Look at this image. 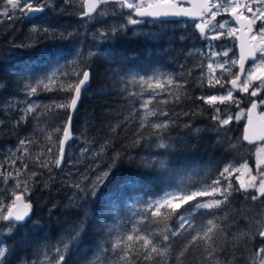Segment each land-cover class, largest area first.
I'll list each match as a JSON object with an SVG mask.
<instances>
[{
	"label": "trees",
	"instance_id": "trees-1",
	"mask_svg": "<svg viewBox=\"0 0 264 264\" xmlns=\"http://www.w3.org/2000/svg\"><path fill=\"white\" fill-rule=\"evenodd\" d=\"M42 14L39 15L40 22L32 24L34 28H46ZM50 14H54L53 11ZM60 18L63 24L67 20L63 16ZM72 19L77 20L74 17ZM162 25L166 28L153 36H143L129 28L118 31L109 37L108 46L104 47L106 55L90 61H86L85 52L77 56L70 50L61 58L58 50L52 53L53 56L44 53L61 44V29L58 27L50 28L47 32H34L36 39L32 43L28 42L31 46L16 49L21 52L11 59L7 57L1 60V56L10 51L11 40L19 30L10 25L5 33L7 35L0 37L1 162L13 152L21 156L16 149L21 147L19 141L26 137L36 141L29 148L32 157L45 151V146H50L44 139L45 133L53 127H61L67 115L65 109L53 107L38 117L39 129L35 126L32 131L25 121L17 123L21 115L14 105L24 98L26 85L62 62L64 72L69 74L74 68L84 65L92 73L91 85L84 92L73 115V139L67 147L62 165L49 166V171V168L39 167L29 156L18 162L20 168L22 162L28 164L27 173H38L33 181L34 192L27 198L33 213L25 224L16 223L12 233L4 236V244L8 249L4 264H40L46 256L52 257L54 261L58 255L56 249H62L65 243H69V247L64 264H97L96 259L101 253L106 258L117 260L119 250L114 252L111 249L118 236L131 232L134 226L145 233L164 227L163 224H152L144 210L166 192L202 188L217 179L219 172L228 164L239 167L246 161L249 166L255 167V146L242 139L244 121L232 122L217 131V122L212 119V106L199 99L213 94L215 90L207 87L206 82L201 84L205 67H200L203 60L195 53L196 40L188 36L189 31L172 29L174 24ZM133 71L171 75L183 85L178 93L179 99L174 95L162 104L157 103L159 109L169 114L164 120L173 121L162 134L150 127L152 123H143L140 114L135 113L132 101L128 99L124 82L117 81L118 76L122 80V76ZM70 80L74 81L75 77L62 75L59 82L67 84ZM59 82L40 96L43 106L63 102L71 95L60 90ZM236 97H240V94L236 93ZM243 98L245 103L242 106L245 109L249 98ZM186 124L189 126L185 127ZM56 138L53 136V141ZM161 140L169 147H159ZM72 147H77L83 156L82 160L90 163L87 168L80 169L82 177L86 174L94 178L110 169L108 179L99 185L95 195L87 194L90 189L81 183L85 192H80L73 186L72 179L75 176H65L61 172ZM84 148H88V152H84ZM236 176L237 173H234L229 179L238 186ZM48 178L52 180L51 191L42 188ZM225 183L221 179V184ZM250 195L251 191L233 190L229 202L214 210L215 215L221 217L219 222L222 225L231 221L227 231L233 235L248 232L254 220L264 219V197L252 201ZM216 198L221 199L219 195ZM199 199L210 200L212 197ZM183 210L180 209L181 212ZM225 214L228 220L223 219ZM194 217V223L199 224L202 220L206 222L211 219L212 213L201 209L194 213ZM168 224L175 229V217ZM80 226L83 230L79 235L66 241L67 236L70 234L72 237L74 229ZM188 238V234H181L164 242L170 243L173 250L168 264H175V256ZM259 247H264L259 237L249 243L247 236L242 240H233L229 236L227 243L217 253V259L221 264L227 261L232 264H251L248 260L250 250ZM205 257L202 248L193 246L181 260L183 264H215ZM138 264L146 262L140 261Z\"/></svg>",
	"mask_w": 264,
	"mask_h": 264
},
{
	"label": "snow or ice",
	"instance_id": "snow-or-ice-1",
	"mask_svg": "<svg viewBox=\"0 0 264 264\" xmlns=\"http://www.w3.org/2000/svg\"><path fill=\"white\" fill-rule=\"evenodd\" d=\"M66 2L71 3V0H66ZM79 3L82 9L79 15L82 18L87 17L90 20L96 16L107 15L105 6L108 5L118 6L121 10L127 9L128 13L124 23L118 27L111 28L110 31L113 35L118 31L127 30L129 25L145 23L146 18L163 21L165 18L170 17H189L195 21H199L195 23L194 27L206 39L219 40L221 38H230L238 41L239 53L233 52L231 46L223 52H217L211 45L208 46V52L205 53L208 56L206 64L208 70L207 86L215 87L216 85H220L221 88H225V84H230L231 87L226 88V95L201 96L199 99L212 106L214 113L212 119L217 122V131L231 124L234 119L239 121L242 115H244L247 126L245 127L242 139L249 143H253L254 139L264 141V135L252 136L248 130V126H251L253 123V113L258 109L264 108V95H260L264 92V0H79ZM0 5H4V11L0 15L8 19L14 18L17 10L22 14L30 15L42 13L47 8L53 7L50 0H0ZM9 5L11 6L10 8L8 7ZM10 11L13 13L12 16L9 15ZM113 11H115V7ZM221 13L228 14L230 19L217 21L216 17ZM32 31L36 33L40 31L47 32L48 29L33 28ZM68 35L71 36L72 34L69 33ZM100 35L107 37L109 33L101 32ZM245 35L247 37L246 40L244 38ZM22 46L27 47L28 45ZM229 52H233L231 57H229ZM89 55L91 56L93 53H89ZM215 57H228V59L221 63L214 61ZM248 61H251V63H248ZM200 67H205L204 62H201ZM234 68L237 69L235 72L233 71ZM217 69L222 70L219 77L215 74ZM225 73L228 77L227 80L224 78ZM62 75L65 77L69 75L75 77L74 81L70 80L67 84L64 81L59 82L60 90L67 91L71 95L63 102L55 103L54 105L42 106L29 103L21 110L22 115L20 120L17 121V123H20L27 120L29 115L36 112L38 108H42L43 110L37 113V117L43 116L45 111H49L55 107L65 109L67 112L62 126L53 127L50 132L45 133L44 139L49 142L50 146H45L46 150L37 153L34 157H32L28 145L35 144L36 141L32 139L20 140L19 144L21 147L16 149V151L20 152L21 156L13 154L10 157V162L13 166H15L16 160H22L25 156L32 157L41 168H49L50 163L60 166L64 160L65 145L71 139L72 113L76 109L82 89L90 83L92 73L90 68L84 65L74 68L71 74L65 72ZM57 79L56 73H53L52 76L47 77V82L41 80L35 86L29 84L26 87L29 94L35 95L38 89L50 90L49 85L57 83ZM204 83L205 81L201 80V84L203 85ZM128 84L139 85L141 88L140 92L128 93L133 97L143 95L145 88L150 93H155L157 90L166 91L170 86H175L179 92L183 87L171 75L166 80H163L157 77L146 78L134 74L127 82H124L125 89ZM236 90L248 95L249 100L246 109L240 108L242 101L234 97L233 93ZM256 97L259 98L253 99ZM155 99V95H149L148 99L140 103V107L145 109V120L158 114L165 117L169 115L161 109L149 107ZM177 99H179V95H177ZM217 102L220 104L231 102L239 111L235 116L227 113L222 114L221 109L216 106ZM185 115H188V113H185ZM260 116L264 119V112H261ZM171 123H173L171 120L161 121L159 123H152L150 127L162 134V131L166 130ZM141 126L143 127V124ZM188 126L187 124L185 125V127ZM53 136L57 137L55 141H53ZM158 146L161 148L169 147L162 140ZM231 147L235 148L236 145H231ZM83 151L88 152V148H84ZM101 152H103V146H101ZM260 153H264V146H261L257 152L255 159L256 174H252V168L249 167L246 161L240 164L239 167L228 164L219 172L217 179L212 180L210 184L202 188H198L195 191L180 189L174 192H166L162 197L153 201L144 211L147 213L152 224H163L164 227L145 233L140 228L134 226L131 232L118 236L111 249L114 252L119 250L117 252L118 259L114 264H120L121 261L123 264H138L140 261L146 262V264H168L172 258L173 250L170 243L165 244L164 242H168L171 237H177L181 234H188L189 238L182 246L178 255L175 256V264H183L181 257L193 246L203 249L206 254V260L214 261L215 264H221L217 259V253L227 243V237L229 236H232L233 240H242L243 237L247 236L249 243L259 237L264 242V219L254 220L249 225L248 232H238L237 235H233L227 231L231 221L228 224L222 225L219 222L221 217L216 216L214 211L229 202V197L233 190L237 192L241 190L245 192L251 191L249 198L252 201H257L264 197V159L260 158ZM48 154H52L51 160L47 158L41 160L42 156L47 157ZM95 155H100V153H95ZM3 168L4 166L0 165V169ZM27 170L28 164L22 162L21 168H15V176H13V172L11 171H0V176L4 177L5 183L9 178H13L15 179V189L20 190L19 192L15 190L11 192L14 199L9 204L4 205L0 201V222L4 223V229H0V231L6 229L11 234L15 226L14 222L24 221L31 213L32 205L30 202L25 201L23 197L24 194L28 193L29 184L35 180L38 173L31 171L28 173L27 178L21 181L19 177ZM245 171L250 177L249 180L245 182L240 176H236L239 185L235 186L229 177L237 172L243 174ZM109 175L110 169L98 174L87 194L95 195L99 185L107 180ZM221 179L226 183L221 184ZM73 186L80 192H85V189L79 183ZM217 195L221 199H217ZM209 196L212 199H199ZM185 205H188V207H184ZM181 208H184L183 212L180 211ZM201 209L211 212L212 218L207 219L206 222L202 220L199 224H196L194 223V213ZM173 217H175L176 221L175 229L170 228L168 224ZM223 219L228 220L227 214L224 215ZM82 230V226L74 229L71 239H75ZM157 236L159 239H157ZM68 247L69 243H65L62 249H56L58 255L54 260V264H64L65 253ZM7 251L6 247H0V264H4ZM105 251H109V249H105ZM248 260L251 261V264H264V247L250 250ZM225 264H232V262L227 261Z\"/></svg>",
	"mask_w": 264,
	"mask_h": 264
},
{
	"label": "rangeland",
	"instance_id": "rangeland-1",
	"mask_svg": "<svg viewBox=\"0 0 264 264\" xmlns=\"http://www.w3.org/2000/svg\"><path fill=\"white\" fill-rule=\"evenodd\" d=\"M76 4H75V3ZM50 3L53 5V7L48 8L49 10L47 11L46 14H42V19L46 20L45 25L46 28L50 30V28L58 27L61 29V34L59 35L60 42L59 47L57 48H52L51 50H48L44 52L47 56H53V54L56 53L58 50L59 53V58L61 56L65 55L67 51H72L75 53L77 56L83 54L85 52V57L86 61H90L96 57H104L106 55V51L104 50V47L108 46V40L110 39L109 37L113 36L111 34V28L113 27H118L119 25L124 23V20L126 18V15L128 13L127 9H119L118 6L114 5H108L105 6L107 10V15L105 16H96L94 19H89L87 17H81L79 13L82 11L80 3L78 0H71V3L66 2V0H50ZM9 8L11 7L10 5L8 6ZM115 7V11H113V8ZM215 10V9H214ZM4 11V5H0V13H3ZM53 11L54 14H50V12ZM9 15L12 16L13 13L10 11ZM59 16V17H56ZM66 17L67 20H65L63 24V19L60 17ZM38 17V18H37ZM77 18V20L72 19V18ZM32 18V19H31ZM28 17V14H22L18 10L15 13L14 18L8 19L4 17L3 15H0V37L2 38L3 36L7 35L5 34L7 30L10 28L8 26L12 25L13 28L19 30L17 35L13 37L12 45L10 48V51L7 53H4V55L1 56L2 59H7L9 57L10 59L12 56L18 55L21 51L19 52L16 49H23V48H29L31 46V43L36 39L34 32L32 29L34 28L32 24L36 22H40L41 18H39V15H36L34 17ZM225 19H230L228 14L226 13H221L216 17L217 21H223ZM62 21V22H61ZM152 21H147L145 23L139 24V25H129V29H133L134 32L141 34L143 36L148 35V36H153L156 32H161V30L165 29L166 27L161 25H156L151 23ZM20 23L21 25L17 26V24ZM259 23V22H258ZM26 27V28H25ZM190 27V26H189ZM186 27L184 24H178L172 27V29L176 31H183L186 32L189 30V36H191L193 39L196 40L197 43V49H196V54H199L201 59L203 60L205 64V76H204V81H207V76H208V70L206 68V64L208 62V56L205 55V53L208 52V46L211 45L212 48L217 51V52H223L225 51L229 46L233 48V52L238 53V47H237V41L233 39H225L221 38L219 40H210L206 39L204 36L201 34H198L197 31L190 32V28ZM25 28V29H24ZM64 28H66V31H64ZM25 31L23 34L21 32ZM101 32H108L109 35L107 37L101 36ZM56 33V32H55ZM71 33L72 35L69 36L68 34ZM17 38V39H16ZM64 38V39H63ZM63 39V40H62ZM28 42H31L30 44ZM107 43V44H105ZM22 45H28L27 47H24ZM53 46H57V44H54ZM233 52H229V57L233 55ZM89 53H93V55H89ZM63 58V57H62ZM228 57H215L214 61L217 62H223L224 60H227ZM62 62V60H61ZM237 69L234 68L233 71L235 72ZM64 64L59 63L58 66H54L50 68L45 74H40L38 76V79L31 83V85L35 86V84L38 81L44 80L47 82V77L52 76L53 73H56L57 76V83L59 82L61 76L64 72ZM220 69L216 70V76L219 77L221 75ZM138 74L139 76H144L146 78H151V77H157L158 79H163L166 80L168 76L164 74H144L140 71H133L128 73L126 76H122V80L120 76H118L117 81H122V82H127L129 78L134 75ZM225 80L228 79L227 74H224ZM51 84L49 85L50 90L57 84ZM124 85V84H123ZM205 85H207L205 83ZM123 87V86H122ZM209 87V86H207ZM230 84H225V88H221L220 85H216L215 87H209L215 90L213 94L209 95H226V88H230ZM126 91L129 92H140L141 88L139 85H133V84H128ZM180 91V90H179ZM251 91V89H250ZM46 90H40L38 89L37 93L35 95H31L28 92V89L24 91V98L19 101V103H16L14 105L15 110L22 115L21 110L26 107L27 104L29 103H34L36 105H42L43 102L40 99V96L45 93ZM178 91L175 88V86H170L167 88L166 91H159L155 93H150L149 90L146 88L143 90V95L141 96H130L128 94V99H130L131 105L133 106V109L135 113H139L140 117L143 121V123H159L161 121H165L164 118L165 116H160L159 114L157 116H151L148 117L147 120L144 119V114H145V109H142L140 107V103L146 99L149 98V95H155L156 99L152 101V103L149 105V107H157V103H164L167 101L171 96L178 95ZM240 94V97H238L242 103L240 104V108H244L242 105L245 103V99L243 97H248L247 94L238 92ZM234 97H236V92L234 91L233 93ZM260 95H264V92H262ZM208 96V95H207ZM259 97L253 98V99H258ZM217 107H219L223 113L231 114L233 116L236 115V113L239 111L234 105L231 104V102H227L225 104H220L217 102L216 104ZM247 108V107H246ZM245 108V109H246ZM42 108L36 109V112H33L31 115H29L28 119L25 120V122L29 125V130H33L34 127L36 126L37 129H39L37 126H40L38 124V117L37 113L41 110ZM159 109V108H158ZM260 113L264 112V108L259 109ZM246 115V113H245ZM244 121L246 123V119L244 118V115H242L241 119L239 121H236L235 119L232 122H240ZM27 135H30L27 134ZM27 138V137H26ZM25 138V139H26ZM28 139V138H27ZM31 145H28V148ZM261 146H264V142L258 145H255L254 147V152L255 156L254 158L256 159L258 149L261 148ZM18 156L16 152H13L12 154L8 155L4 161H0V165H3L4 168L0 169V171H11L13 172V176H15V168H20L18 166L19 160H16L15 166H13L10 162V157L13 156ZM52 159V155L48 154L47 157H44V159ZM260 158L264 159V153H260ZM83 156L80 154L79 150L77 147H72L70 150V153L68 155V159H66V162L63 166V169L61 170L62 173H64L65 176H75L72 181L75 184L81 183L85 184L88 186L89 189L92 187V182L95 181V178H89L86 174L84 177H82V172H80L81 168H87L90 163L86 162L85 160H82ZM50 167L55 166L54 164L50 163ZM59 167V166H57ZM251 167V166H249ZM252 168V167H251ZM252 174H256V169L255 167L252 168ZM28 173L24 172L19 179L23 181L24 179L27 178ZM71 176V177H72ZM237 176H240L241 179H243L245 182L249 180V175L245 171L243 174L240 172H237ZM239 182V181H238ZM52 183V180L50 178L46 179L44 183L42 184L43 189H47L48 191L50 190V185ZM71 185V184H70ZM101 185V184H100ZM15 190L19 192V189H15V179L9 178L7 182L5 183L4 177L0 176V201L3 202L4 205L9 204L14 197L11 195V192ZM51 191V190H50ZM54 191L56 189L54 188ZM34 192V185L33 181L30 182L29 184V191L28 193L24 194L26 200L27 198L33 194ZM14 225L16 226V223L14 222ZM14 226V227H15ZM0 229H4V223L0 222ZM14 230V228H13ZM9 235L7 230L5 229L4 231H0V247H6L4 244V236ZM71 236L70 234L67 236L66 241H70ZM72 240V239H71ZM7 255V253H6ZM53 258L50 256H46L44 260L40 264H54V261L52 260ZM100 261V264H114L116 260L112 258H106L103 256V253H101L97 259L96 263L98 264Z\"/></svg>",
	"mask_w": 264,
	"mask_h": 264
},
{
	"label": "water",
	"instance_id": "water-1",
	"mask_svg": "<svg viewBox=\"0 0 264 264\" xmlns=\"http://www.w3.org/2000/svg\"><path fill=\"white\" fill-rule=\"evenodd\" d=\"M187 7V6H186ZM43 13V12H42ZM42 13H35V14H30V15H28V17H34V16H36V15H40V14H42ZM146 20H149V21H161V20H153L152 18H146ZM178 20H193V19H191V18H189V17H170V18H165L163 21H178ZM239 35V34H238ZM245 40L247 39V37H246V35H245ZM237 47H238V53H239V42L237 41ZM248 63H251V61H248ZM246 67H247V64H246ZM242 79H243V77H242ZM91 85V81H90V83L88 84V85H86L85 86V88L84 89H82V91H81V96H80V98H79V100H78V102H77V106H76V109H75V111L72 113V120H73V115H74V113L77 111V109H78V107H79V104H80V102H81V99H82V96H83V94H84V92L89 88V86ZM231 86V85H230ZM236 93L237 92H239L238 90H236L235 91ZM247 126V121H246V123H245V125H244V131H243V134H244V132H245V127ZM248 130H249V134L250 135H252V136H259V135H264V119H262L261 118V116H260V111H259V109L256 111V112H254L253 113V123H252V125L251 126H248ZM71 139H69L68 140V142H67V144L65 145V153H66V150H67V147H68V145L70 144V142L72 141V139H73V133H72V124H71ZM246 143H248V144H250V145H255V144H258V143H263L264 141H262V140H255L254 139V141H253V143H249L248 141H245ZM64 161V160H63ZM63 161L61 162V165H62V163H63ZM60 165V166H61ZM23 199L25 200V201H27L26 200V198H25V196L23 197ZM19 203V202H18ZM32 213H33V208H32V210H31V213L29 214V216L24 220V221H16L15 223H17L18 225H23V224H25L30 218H31V216H32Z\"/></svg>",
	"mask_w": 264,
	"mask_h": 264
},
{
	"label": "flooded vegetation",
	"instance_id": "flooded-vegetation-1",
	"mask_svg": "<svg viewBox=\"0 0 264 264\" xmlns=\"http://www.w3.org/2000/svg\"><path fill=\"white\" fill-rule=\"evenodd\" d=\"M185 6H187V5H185ZM49 9L47 8L45 11H44V14H46L47 13V11H48ZM32 19V18H31ZM147 21H149V20H147ZM199 21H195V20H178V21H152L151 23H153V24H156V25H159V26H161L162 24H170V25H172V24H174V25H178V24H184V25H186V27H189L190 28V32H193L194 33V31H197L198 32V34H200L199 33V31L194 27V25H195V23H198ZM189 31V30H188ZM188 31H186V32H188ZM188 36H189V32H188ZM192 36V35H191ZM238 93V92H237ZM244 125H245V123H244ZM258 144H261V143H258ZM258 144H255V145H258ZM255 145H253V146H255Z\"/></svg>",
	"mask_w": 264,
	"mask_h": 264
}]
</instances>
